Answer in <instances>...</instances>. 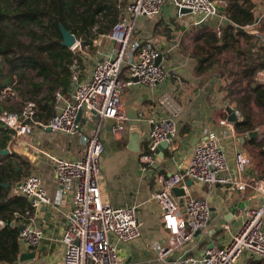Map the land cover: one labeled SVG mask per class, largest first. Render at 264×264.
Segmentation results:
<instances>
[{
    "label": "built area",
    "instance_id": "1",
    "mask_svg": "<svg viewBox=\"0 0 264 264\" xmlns=\"http://www.w3.org/2000/svg\"><path fill=\"white\" fill-rule=\"evenodd\" d=\"M125 1L127 4L123 20L117 22L108 34L98 35L99 24L92 28L94 35L111 42V49L101 55V60L94 64L86 79L81 78L79 64L74 62L71 67L74 85L72 100L61 105L56 115L45 126L54 132L79 135L84 145L80 160H68L45 153L53 161L55 179L63 196L71 195L73 205L61 239L64 247L63 259L56 264H131L120 256L119 245L141 238V222L136 207H115L102 200L100 181L104 144L100 139L101 125L89 136L81 122H93L95 112L100 122L114 121L112 134L116 139H122L129 129V116L122 101L124 90L137 85L155 88L169 78L163 60L157 64V60L163 56L162 50L136 36L138 22L144 18L158 16L165 0ZM170 2L176 9L178 18L186 15L182 12L183 9L190 10L197 18L192 23L195 27L220 16V5L224 6L226 11L228 9L226 0ZM225 18L229 20V16H224ZM217 34L220 36L221 32L217 30ZM74 35L76 43L71 50H80L87 56L86 49L89 46L85 42L88 39ZM256 81L264 85V71L257 73ZM183 85L179 82V86ZM1 95L14 96L15 90H12V86L6 87L2 89ZM58 98L61 96L58 95ZM174 105L171 98L162 97L157 100L156 105L139 113V121L150 127L147 152H144L142 157L145 169L156 161V150L161 143L166 142L168 150H175L174 140L179 127L177 117L181 109H176ZM156 106L172 108L173 115L158 117L155 114ZM232 108L238 122H242L241 112ZM80 111L82 116L78 121ZM36 112L37 103L30 102L21 114L0 113V121L9 129L12 138L9 143L12 144L11 150L7 148L10 155L13 153L12 148L15 154L18 153V147L25 143L24 137L31 136L38 126H44L35 120ZM219 125L230 131L229 134L225 132L222 137L236 136V123L222 119ZM254 132L256 137L264 142V131L256 129ZM39 151L43 152L41 149H38ZM251 165V159L240 151L235 153L234 168L230 169L221 137L212 132L207 140L194 147L186 168L170 175H157L150 199L158 206L162 227L167 233L164 244L153 246L162 259L196 240V233L205 232L211 219L209 201L189 195L186 181L191 180L204 187L222 186L230 193H244L251 189L263 199L264 179L259 178L257 170L252 171L253 175L249 173ZM176 187H181L186 192L183 206L180 204V198L174 193ZM13 195L23 197L29 202L25 210L14 212V217L19 221L20 248L22 245L28 249L38 248L44 241L45 234L35 226L36 213L51 203L41 178L30 175L14 186ZM235 218L240 221L239 227L229 235L227 241L218 245L212 243L214 246L206 247L200 257H186L178 264H238L246 256L264 260V203L258 207L239 209ZM223 229L230 231L231 225L228 223ZM21 256L20 252L18 260H21Z\"/></svg>",
    "mask_w": 264,
    "mask_h": 264
},
{
    "label": "crops",
    "instance_id": "2",
    "mask_svg": "<svg viewBox=\"0 0 264 264\" xmlns=\"http://www.w3.org/2000/svg\"><path fill=\"white\" fill-rule=\"evenodd\" d=\"M252 2L255 5L257 20L254 25L249 26L245 31L261 36L264 42V26L260 28L264 22V0H252ZM219 8L222 11L220 16L209 20L199 27L193 26V22L187 25L178 24L176 21V9L170 0L164 1L162 11L158 16L141 19L138 22L136 36L141 40L153 43L162 50L163 65L169 73V78L155 88L142 85L126 88L122 95V98H124L123 104L126 107L128 116L133 115V109L138 104H140L138 113L144 112L152 105H156L157 100L162 97L171 98L175 103L174 107L181 109L177 117L179 127L174 140L175 150H167L172 155L170 158L164 157L163 163L159 168L166 175L186 168L194 147L200 142L207 140L212 132H216L221 137V143L225 148L230 169L234 168L235 153L241 151L252 161L249 173L253 175L252 171L257 170L259 178L264 179V175L262 176L264 163L258 156L260 148L252 147L250 141L264 142L256 136L253 138L247 135L254 132L257 128L244 134H239L237 131L235 137L224 138L222 136L225 135V132L229 134L230 131L228 128L219 125V121L222 119L228 120V106L237 109L233 105V100L237 93H231L234 92L235 86L232 85V79L235 76H230V73L232 71L231 67L235 63L234 58L237 60L236 67L238 71L242 69L241 60L235 56H222L219 64H216L206 74L200 75L198 73V59L193 56L195 37L199 30L208 27L216 33L217 30L221 32L222 27L229 21L226 18L224 19V16H228L226 15L228 12L225 7L220 5ZM124 9L125 7L123 11ZM194 28L198 29L196 30L193 44L188 45V36ZM87 41L88 44L86 45L89 46L86 49L87 56L83 55L80 50L72 51L69 49L75 53V56H77L76 52L78 53L75 62L79 64V73L82 79H86L91 74L94 64L98 60L100 61L101 55L112 47L110 41L99 36L90 40L88 38ZM179 82L184 85L179 86ZM236 86L237 88L235 89L245 90L247 82L244 81ZM40 92L42 91L40 90ZM73 92L74 85L72 83L68 93L58 94L61 96L60 99L57 95L56 113L61 105L72 100ZM47 95H44L45 97L41 99L42 106L46 102ZM39 96L40 94H38V98H40ZM35 101L38 102L39 100ZM155 108V114L158 117H171L173 115V109L170 107L156 106ZM41 114L43 120L39 123L44 126H38L31 136L24 137L26 144H21L16 154L22 156V158L24 157V161L29 164V176L36 175L41 178L42 186L51 201L49 205L40 208L36 213L35 226L45 234L44 241L40 247H42L43 243L49 247H54L56 244L63 246L61 239L66 227L68 214L73 206L72 197L71 195L63 196L61 187L55 179L53 161L45 153L68 160H80L83 156L84 145L79 135L54 132L50 128L45 127L49 123V121L44 122L48 110L43 111ZM114 124L115 122L112 120L100 122L94 119L91 123H83V126L85 133L91 136L94 134L95 127L101 125L100 139L106 145L104 153H106L108 148V155L101 160L100 184L102 200L115 207H136L137 215L141 222V238L131 243L119 245L120 256L131 264H178L186 257H200L210 244H223L229 239V235L237 230L240 221L235 218L236 214L232 213L233 209L257 202L256 199L259 196L251 189H247L244 193H230L222 186L204 187L193 182V185H196L194 189H192L193 185L187 186L189 195L195 198H205L210 204L211 219L207 230L200 234V236H205V242L201 243L200 236L196 237V240L178 252L162 259L153 246L164 244L167 239V233L162 227L161 212L158 206L150 199L154 189L155 178L159 173L157 171L153 176L150 175L156 161L147 169L142 163V157L145 148L147 149V142L150 137V127L144 122H140L142 150L138 153L128 149V131L122 139H116L113 136L112 127ZM11 145L9 144L7 147L10 150ZM38 149L43 152H38ZM12 151V154H15L13 148ZM261 156L263 158V155ZM188 181H186V185ZM260 203L263 204V201ZM16 222L14 219L15 225ZM228 223L231 225L230 231L223 229V226ZM21 248L20 252L22 255L35 251L37 256L33 260H18L15 264H37L38 260H40L38 259L39 247L28 249L22 245ZM238 264H264V260L246 256Z\"/></svg>",
    "mask_w": 264,
    "mask_h": 264
},
{
    "label": "trees",
    "instance_id": "3",
    "mask_svg": "<svg viewBox=\"0 0 264 264\" xmlns=\"http://www.w3.org/2000/svg\"><path fill=\"white\" fill-rule=\"evenodd\" d=\"M79 0H0V57L4 58L11 68L12 74L24 68H30L49 82L50 87L46 102L42 106L41 101L37 102L38 112L35 120H43L42 112L48 110L44 122H48L56 114V97L58 94H66L72 86V69L75 62V53L62 46L60 42L46 48L51 49V59H43L39 55H18L14 50L22 49L24 45L18 42L4 27L9 18L15 19L25 27L41 26L42 18L49 17L51 28L57 31L60 41H63L60 25L69 31V21L73 14V4ZM83 1V0H82ZM89 1V22L84 21L77 32H72L78 37L87 36L89 40L99 34H108L111 28L119 21L123 20V8L113 6L107 7V0H85ZM228 2L229 21L221 29V35L211 28L204 27L199 30L195 37L193 56L198 59V73L200 75L209 72L216 64L220 63L222 56L237 57L241 60L240 71L230 73L235 76L232 85L236 86L242 82H247L245 90L234 89L232 94L237 93L233 100V105L241 112L243 121L236 123L239 134L254 131L259 125L264 124V85L256 81L259 71H264V42L259 35H254L249 31H238L237 27L251 26L256 23L257 13L252 0H226ZM99 24L98 35L92 33V28ZM261 25L260 28H262ZM88 44V41L85 42ZM56 48L57 50H54ZM31 51L29 48H27ZM41 50H45L41 48ZM15 56V61L10 58ZM23 76V75H22ZM7 84L2 85L0 81V94ZM42 86H36L37 93H40ZM52 102L51 104H49ZM255 107L258 108V112ZM13 112L11 108L0 105V112ZM9 129L0 121V151L8 147L11 141ZM252 147L260 148V154L264 157V143L250 141ZM147 149L145 148V153ZM171 153H165L166 158L171 157ZM29 164L21 156L16 154L2 156L0 154V264H15L20 253L19 244V221L14 217V212L18 209L25 210L29 206L27 199L13 195L14 186L22 182L29 176ZM165 174L160 169L155 172ZM264 175V169L262 176ZM8 184V187L5 185ZM14 219L16 225L12 227ZM261 262V261H260Z\"/></svg>",
    "mask_w": 264,
    "mask_h": 264
},
{
    "label": "rangeland",
    "instance_id": "4",
    "mask_svg": "<svg viewBox=\"0 0 264 264\" xmlns=\"http://www.w3.org/2000/svg\"><path fill=\"white\" fill-rule=\"evenodd\" d=\"M92 1V0H90ZM107 7L109 9H113V6H118L124 8L127 4L125 0H107ZM73 14L72 17H70L69 26L71 32H77V30L81 27L82 23L84 21L89 22V1L85 0H79L76 1L73 4ZM197 18L194 16V14L189 13L184 16V18H178L176 17V21L180 25H187L189 23L195 22ZM42 25L41 26H31V27H25L24 25L19 24L18 21L15 19H10L4 23V27L10 33L18 42L22 43L24 47L22 49H19L17 47V50H14L19 56H25L32 54L33 52L37 55H39L43 59H51V49L46 51V48L55 45L56 43L60 42L62 44V41H60L57 31L53 28H51V22L49 17L42 18ZM264 26V22L261 24ZM138 27V24H137ZM136 27V28H137ZM198 29V28H197ZM196 28L192 29L190 32V35L188 36V45L193 44L194 36L196 34ZM89 38V33L87 36H85L84 39ZM195 45V44H194ZM27 48H29L31 51H29ZM41 48H44L45 50H41ZM54 50H57L54 48ZM78 51V50H77ZM33 53V54H34ZM76 57H78V53L76 52ZM11 60L15 61L16 66H19L16 62L15 56L12 55L10 58ZM50 61V60H49ZM234 66L231 67L232 71H237L238 68L237 60L234 58ZM11 68L9 67L8 63L4 58L0 57V81L2 85L7 84L9 86H12V90H15V95L10 97H2L0 94V105L5 106L7 108H11L13 112L7 111V113H16L21 114L26 107V105L30 102H36L35 100L41 101L45 96L48 94L50 84L48 81L44 80L37 71L30 69V68H24L20 71L15 72V74H12V81L10 80V73ZM85 72V71H84ZM23 75V76H22ZM234 79V78H233ZM36 85H42L43 88H41L40 98H38V94H36L38 91L35 88ZM6 88V87H5ZM237 88V86L234 87V89ZM240 88V86H239ZM243 88V87H241ZM4 89V88H3ZM42 95V96H41ZM122 101H124V98H122ZM37 103V102H36ZM256 111L258 112V108L255 107ZM6 111H2L0 113H4ZM143 125V124H141ZM98 126L95 127V130H98ZM258 130L264 131V124H261L257 127ZM104 148H106V145H104ZM108 148L106 150V153L102 155V158L107 154ZM2 156H8L3 155ZM251 155H253L251 153ZM260 159H262V162L264 163V157L262 158L261 154H258ZM101 158V160H102ZM102 165V162H101ZM102 169V168H101ZM103 175V172H102ZM104 176V175H103ZM104 179V177H103ZM194 186V185H193ZM192 187V189H194ZM262 203H259L258 206H261ZM205 236H200V242L204 243ZM39 258L37 264H55L58 261H61L63 259L64 254V247L56 244L54 247L52 246H46L45 243H43L42 247H39Z\"/></svg>",
    "mask_w": 264,
    "mask_h": 264
},
{
    "label": "water",
    "instance_id": "5",
    "mask_svg": "<svg viewBox=\"0 0 264 264\" xmlns=\"http://www.w3.org/2000/svg\"><path fill=\"white\" fill-rule=\"evenodd\" d=\"M183 13L185 14H189L191 13L190 10H187V9H183L182 10ZM237 30L238 31H245V29L243 27H237ZM60 32H61V35H62V38H63V41H62V46L67 48V49H72V47L75 45L76 43V36L71 32L69 31L67 28H65L63 25H60ZM163 60V56H161L158 60H157V64H160ZM137 81V80H136ZM140 107V104H138V106H135L133 109V115H129V129H128V135H129V146H128V149L133 151V152H141L142 150V133L140 131V121H139V113H138V108ZM227 113H228V120L232 123H237L238 122V118L235 116V113H234V109L231 107V106H228L227 107ZM94 114V118L95 120H99V118L96 116V113L93 112ZM81 116H82V111L79 112L78 114V121H80L81 119ZM82 123H85L84 120H81ZM250 136L251 137H255L256 136V133L255 132H252L250 133ZM168 150V143L164 142V143H161L159 146H158V149L156 150V154H157V158H156V162L154 163L153 165V170L151 171L150 175L153 176L155 174V171L157 169L160 168V166L162 165L163 163V159L165 157V153L166 151ZM10 152L8 149H5V150H1L0 151V154H3V155H8ZM193 185V181L189 180L187 182V186L190 187ZM6 187H8V184L5 185ZM174 193L177 197L180 198V204L183 206L184 204V196L186 195V192L184 191V189L180 188V187H176L174 189ZM257 202L255 203H252V205H244V206H241V207H238L236 209H233L232 210V213L233 214H236V212L239 210V209H243L245 207H258V204L260 202L263 201L264 203V198H258L256 199ZM211 210H214V209H211ZM229 221V220H227ZM230 222V221H229ZM15 226V223L13 222L12 223V227ZM22 229V228H21ZM201 234V231H198L196 233V237L198 238ZM214 245L213 244H210L209 247L212 248ZM37 256V253L35 251H32V252H29V253H24L22 256H21V260L22 261H27V260H33L35 259Z\"/></svg>",
    "mask_w": 264,
    "mask_h": 264
}]
</instances>
